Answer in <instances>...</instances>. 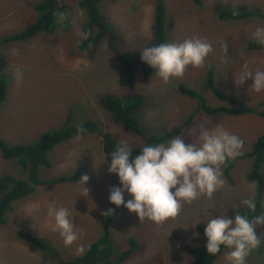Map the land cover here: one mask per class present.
<instances>
[{
  "label": "rangeland",
  "instance_id": "rangeland-1",
  "mask_svg": "<svg viewBox=\"0 0 264 264\" xmlns=\"http://www.w3.org/2000/svg\"><path fill=\"white\" fill-rule=\"evenodd\" d=\"M39 1L0 0V58L6 60L0 72V81L6 84V96L0 104V139L7 147L33 145L45 134L66 127L70 116L73 125L94 121L98 128L93 134L74 136L59 144L49 154L51 168L39 169L40 180L45 184L10 205L6 223L0 224V264H59L60 259L70 261L83 256L87 247L102 235L103 232L92 231L104 226L106 216L102 212L108 207H114L119 216V229L113 230L111 235L113 261L119 260L134 243L136 248L130 258L121 264H193V257L185 248L196 249L204 244L205 234L196 233V229L200 225L205 230L204 222L210 218L209 214L213 217L227 215L234 220L236 211L245 207L243 200L258 198V184L249 179L254 160L247 155L264 133V117L261 116L264 91H249L253 84L251 79L237 86L235 77L243 71L245 63L253 72L264 70V44L253 38L255 30L264 27V0H202L201 7L193 0H165L174 20V28L167 33L168 43L178 44L199 36L207 39L213 50L203 67L188 66L183 77L171 78L168 83L156 76L155 69L150 78L144 77L139 66L133 91L121 85L123 65L115 58L107 40L91 54L81 51L84 39L81 33H85L88 20L86 11L79 8L81 0H64L68 6L67 21L63 23L58 17L54 34L40 32L26 41L6 44V38L29 29L38 21ZM220 3L225 4L226 11H239L237 7L247 6L257 15L245 20H221L217 12ZM156 8V0H104L100 4L111 28L124 41L120 51L135 62H138L137 53L154 42ZM251 43L257 47L250 49ZM211 81L214 88L237 104L216 97L210 88ZM181 85L196 92L200 99L183 94ZM133 93L145 97L144 106L133 116L142 123L148 136L165 137L175 128H182L192 117L188 128L178 135L185 143L195 140L201 124L208 128L222 126L244 142L242 154L228 160L232 165L231 180L224 178V165L221 166L223 188L211 199L201 196L190 204L184 203L179 215L162 223L147 218L140 221L136 213L123 205L117 207L109 199L111 187L123 186L117 174L108 172L111 163L104 158L102 136L114 133L116 139L119 138L118 143L126 141L135 149H141L145 141L133 132L125 133L120 127L119 131L115 129L111 113L101 106L100 99L106 95L122 98ZM202 105L211 109L249 108L251 112L209 115ZM262 171L264 173V166ZM85 174L90 179L83 185L81 176ZM4 176L26 179L20 159H5L0 148V178ZM60 178L65 181L56 183ZM124 198L126 203L132 196L125 192ZM53 202L57 208L69 210L79 233L80 238L70 247L65 246L58 231H53L55 221L48 215V207ZM20 231L45 239L60 252L59 257L21 239ZM257 237L261 246L251 251L246 264H264V225ZM81 244L85 251L76 255V248ZM228 251L221 252L213 264H228L224 259Z\"/></svg>",
  "mask_w": 264,
  "mask_h": 264
},
{
  "label": "clouds",
  "instance_id": "clouds-1",
  "mask_svg": "<svg viewBox=\"0 0 264 264\" xmlns=\"http://www.w3.org/2000/svg\"><path fill=\"white\" fill-rule=\"evenodd\" d=\"M195 4L202 6L196 2ZM81 35L87 38L91 33ZM253 38L264 44V27H258L253 33ZM224 47L227 50V44H224ZM212 50V45L207 39L194 36L178 44L166 42L147 47L140 51V54L142 61L156 70V76L168 83L171 78L183 77L188 66L194 69L203 67ZM249 79L253 80L249 91H264V70L253 72L245 63L243 71L235 77V83L237 86H243ZM199 127V135L192 143H185L181 136H177L167 143L144 146L141 148V154L132 162V149L126 141H120L110 155L108 172L117 174L123 187L109 189L110 202L117 207L125 206L130 212L136 213L140 221L147 218L162 223L179 215L184 203L190 204L201 196L211 199L213 194L224 186L221 166L229 159H235L242 154L244 142L222 126L208 128L201 124ZM77 131L84 133L86 129L79 125ZM89 179L88 175H82L80 183L85 185ZM85 191L88 193L86 188ZM125 192L132 196L126 203ZM241 203L249 210L255 211L254 198L245 199ZM112 214L115 231L119 229V216L109 207L102 212L106 217ZM48 215L54 219L53 231L59 232L65 246H72L80 238L67 208H57L53 202L48 207ZM209 216L204 222L207 252L215 256L221 252V246H224L230 250L224 254L228 264H246V258L251 251L261 246L262 242L255 229L258 225H264V213L252 219L236 213L234 220L227 215ZM198 232L200 231L196 229V233ZM84 251V246L78 245L76 255H81Z\"/></svg>",
  "mask_w": 264,
  "mask_h": 264
},
{
  "label": "trees",
  "instance_id": "trees-1",
  "mask_svg": "<svg viewBox=\"0 0 264 264\" xmlns=\"http://www.w3.org/2000/svg\"><path fill=\"white\" fill-rule=\"evenodd\" d=\"M104 0H81L79 3V8L84 9L87 13L88 20L85 25V33H91L87 38L83 39L80 44V49L86 54H91L94 52L95 48L102 43L104 40L109 42L110 50L113 52L115 58L118 62L123 65V71L120 77L121 85L126 89L133 91L136 86V76L138 74V67L141 74L150 78L152 72L154 71L149 65L144 63L141 59L140 51L137 53V61L134 59L123 55L120 51L122 44L124 43L120 34L114 31L107 18L102 14L100 9V4ZM199 6L202 5V0H194ZM157 8L155 11V25L153 28L155 39L152 46H158L162 43L168 42L167 33L169 29L174 28V20L168 12V8L165 5V0H156ZM224 3H220L217 12L220 14L221 20H245L250 17H255L257 13L252 8L247 6H239V11H226L224 9ZM38 13L41 15L38 21L29 29L17 34L10 36L4 40L5 43L17 41H26L35 37L40 32H46L54 34L57 29V18L60 17L63 23L67 21V9L68 6L64 0H40L36 6ZM119 46V50H118ZM257 45L255 43L249 44L250 49H255ZM261 45L258 47L261 49ZM142 51V50H141ZM6 66V61L0 58V72ZM210 88L212 89L214 95L219 97L221 100L228 103L237 102L228 95L220 93L216 88L213 87L212 81L210 82ZM6 84L4 81H0V104L5 99ZM180 91L193 98L200 99V96L189 90L184 85L180 86ZM145 97L141 93H133L124 97H114L113 95H106L100 99L101 106L105 108L109 113H111L112 125L115 129L119 131V127L126 132H133L136 136L144 139V146H150L158 143H163L165 139L169 137H176L188 128L187 124L192 120L190 118L182 128H175L165 137H155L148 136L143 129L142 123L134 118L133 113L144 106ZM209 115L215 114H229V115H241L248 114L251 112L249 108H241L239 110H234L227 107H219L216 109L207 108L202 105ZM264 117V112L261 113ZM68 125L59 131L45 134L37 143L33 145H16L14 147H7L4 142L0 139V148L3 152V157L5 159H20L21 169L24 170L23 179L12 178L10 176H4L0 178V224L6 223V212L9 210L10 205L24 197H27L35 193L36 188L40 185L45 184L39 177V169L45 167L46 169L51 168V161L49 159V154H51L54 149L61 143L69 140L74 136H86L87 134H93L98 128V125L94 121H87L81 124L86 131L84 133H78L77 126L71 124V116L68 118ZM120 132V133H124ZM119 140V138H118ZM118 140L114 133H107L102 136L103 152L107 158V162L111 163V153L115 150ZM136 145V144H135ZM143 146V147H144ZM132 149V157L130 162L134 161L135 157L140 155L142 149H135L134 146H130ZM253 158L254 164L251 173L249 174V179L255 181L258 184V198L256 199L255 211L249 210L246 206L239 208L236 213L241 215H246L249 219L264 213V173L262 171L264 166V133L259 136L257 145L253 151L247 155ZM231 167L229 161L224 164V177L231 180ZM73 177H69L72 179ZM60 180V181H59ZM65 179L60 178L56 180V183L64 182ZM113 209L114 207H109ZM113 214L107 216L105 219L104 226L96 227L92 232H103L102 235L92 242L86 249L83 256L78 257L70 261H62L60 259L59 264H121L128 260L132 254V250L136 248V245L132 243L131 249L123 252L119 260L113 261L112 256L114 254V241L111 238L113 232ZM263 225H258L255 229L256 235L259 234V229ZM202 234H205V230L202 226H198ZM19 237L25 241L30 242L42 251H48L56 257H59L60 252H56L55 249L45 241V239L34 236L33 234L20 231L18 233ZM204 244L199 248H192L187 246L185 249L193 257V264H213L217 259L218 255L229 250L224 246H221V252L215 256L210 255L205 247L207 243V237L204 236ZM178 257L175 256L174 260Z\"/></svg>",
  "mask_w": 264,
  "mask_h": 264
},
{
  "label": "crops",
  "instance_id": "crops-1",
  "mask_svg": "<svg viewBox=\"0 0 264 264\" xmlns=\"http://www.w3.org/2000/svg\"><path fill=\"white\" fill-rule=\"evenodd\" d=\"M104 158H105V160L107 161V158H106V156H105Z\"/></svg>",
  "mask_w": 264,
  "mask_h": 264
}]
</instances>
